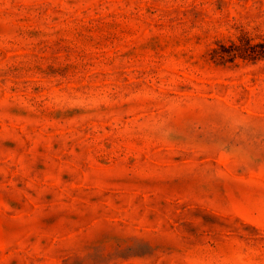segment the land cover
Returning a JSON list of instances; mask_svg holds the SVG:
<instances>
[{
  "label": "rangeland",
  "instance_id": "374dc122",
  "mask_svg": "<svg viewBox=\"0 0 264 264\" xmlns=\"http://www.w3.org/2000/svg\"><path fill=\"white\" fill-rule=\"evenodd\" d=\"M264 0H0V264H264Z\"/></svg>",
  "mask_w": 264,
  "mask_h": 264
},
{
  "label": "trees",
  "instance_id": "16d2710c",
  "mask_svg": "<svg viewBox=\"0 0 264 264\" xmlns=\"http://www.w3.org/2000/svg\"><path fill=\"white\" fill-rule=\"evenodd\" d=\"M263 56H264V54H263Z\"/></svg>",
  "mask_w": 264,
  "mask_h": 264
}]
</instances>
